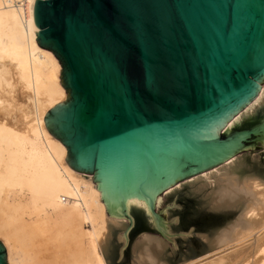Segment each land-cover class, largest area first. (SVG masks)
Here are the masks:
<instances>
[{"label":"water","instance_id":"water-1","mask_svg":"<svg viewBox=\"0 0 264 264\" xmlns=\"http://www.w3.org/2000/svg\"><path fill=\"white\" fill-rule=\"evenodd\" d=\"M33 22L66 95L45 129L107 216L264 146V114L224 127L264 82V0H34Z\"/></svg>","mask_w":264,"mask_h":264},{"label":"bare ground","instance_id":"bare-ground-1","mask_svg":"<svg viewBox=\"0 0 264 264\" xmlns=\"http://www.w3.org/2000/svg\"><path fill=\"white\" fill-rule=\"evenodd\" d=\"M59 73L56 58L35 42L33 6L22 20L0 0V237L8 264H106L100 243L107 215L99 192L90 178L68 167L64 146L43 123L45 113L66 98ZM257 86L254 96L229 115L227 130L241 110L260 99ZM252 181L227 185L214 201L223 206L241 200L247 206L216 235L212 249L240 245L248 237L264 239V186ZM159 195L140 209L148 217ZM142 246L137 264H164L158 241L147 239ZM65 247L66 260L59 263ZM44 252L50 253L48 262ZM229 257L209 264H228L232 259L222 260ZM242 258L237 264H264V240Z\"/></svg>","mask_w":264,"mask_h":264},{"label":"rangeland","instance_id":"rangeland-1","mask_svg":"<svg viewBox=\"0 0 264 264\" xmlns=\"http://www.w3.org/2000/svg\"><path fill=\"white\" fill-rule=\"evenodd\" d=\"M260 89V99L251 108L240 111L238 118L230 124L229 131L249 129L262 117L264 82L260 84ZM81 174L94 184L92 175ZM248 178L262 184L260 187L264 186V146L242 151L212 168L173 184L160 193L158 202L152 205L150 217L140 209L126 219L106 216V231L100 243L106 264H137L139 251L147 239L160 243V261L164 264H209L227 256L232 257L223 262L232 259L228 264H237L264 239L255 242L248 237L240 245L227 246L219 251L212 249V240L216 235L232 225L247 206L241 200L223 206L214 201L227 185L234 186V182L242 184L243 179L247 181ZM1 239L0 243L4 246ZM65 248L64 253L59 250L62 257L58 262H65V255L69 251ZM241 249H244L243 253L234 259V253ZM49 252L42 254V257L48 256L44 258L46 262L51 258Z\"/></svg>","mask_w":264,"mask_h":264},{"label":"built area","instance_id":"built-area-1","mask_svg":"<svg viewBox=\"0 0 264 264\" xmlns=\"http://www.w3.org/2000/svg\"><path fill=\"white\" fill-rule=\"evenodd\" d=\"M20 15L21 19L28 18L30 6H33L34 0H6Z\"/></svg>","mask_w":264,"mask_h":264}]
</instances>
